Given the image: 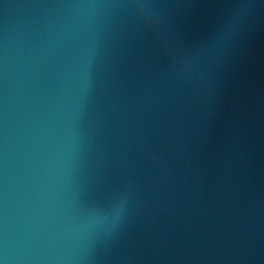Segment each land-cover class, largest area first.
<instances>
[{
	"label": "water",
	"instance_id": "obj_1",
	"mask_svg": "<svg viewBox=\"0 0 264 264\" xmlns=\"http://www.w3.org/2000/svg\"><path fill=\"white\" fill-rule=\"evenodd\" d=\"M0 264H264V0H0Z\"/></svg>",
	"mask_w": 264,
	"mask_h": 264
}]
</instances>
